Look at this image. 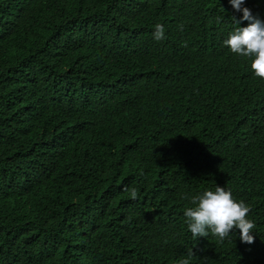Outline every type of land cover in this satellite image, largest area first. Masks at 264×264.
<instances>
[{"label": "trees", "instance_id": "trees-1", "mask_svg": "<svg viewBox=\"0 0 264 264\" xmlns=\"http://www.w3.org/2000/svg\"><path fill=\"white\" fill-rule=\"evenodd\" d=\"M242 15L0 0V264H264V78L222 45ZM106 38L145 62L96 64ZM217 185L251 208L253 244L193 238L184 211Z\"/></svg>", "mask_w": 264, "mask_h": 264}, {"label": "clouds", "instance_id": "clouds-1", "mask_svg": "<svg viewBox=\"0 0 264 264\" xmlns=\"http://www.w3.org/2000/svg\"><path fill=\"white\" fill-rule=\"evenodd\" d=\"M229 2L235 11L242 12L243 15L239 19L233 17L237 26L223 43L233 54L250 59L254 75L264 78V20L254 16L249 8L242 7L245 0ZM244 21L248 22L247 26H240ZM154 29L153 38L156 41L166 38L163 24H156ZM125 191L130 193L133 200L137 199L138 191L135 187L125 188ZM191 203L193 207H187L184 216L194 239L211 234L223 242L238 230L242 243L251 245L255 242V224L247 218L251 208L243 200L234 199L231 191H227L225 187L217 185L214 191H205L192 197ZM193 254L190 250L187 257L181 258L178 264H191Z\"/></svg>", "mask_w": 264, "mask_h": 264}, {"label": "rangeland", "instance_id": "rangeland-1", "mask_svg": "<svg viewBox=\"0 0 264 264\" xmlns=\"http://www.w3.org/2000/svg\"><path fill=\"white\" fill-rule=\"evenodd\" d=\"M226 3H230L229 0H226ZM244 5H245V7L249 8L252 11L254 16H258L260 19L264 20V0H245ZM247 24H248V22L245 21L244 26H247ZM228 36H227V38H228ZM106 39H107V41L105 43V51L103 53H98V55L93 57V58H90V60H93L96 64H99V63H101V64H107V63L117 64L119 58L122 56H127L130 59H132L135 63V67H137V66H139L145 62L144 56H147V54L144 50H141V49H138L135 47L131 48V47H124V46H121V47L112 46V40L109 38H106ZM223 42H224V38L222 40V45H224ZM223 48H224V46H223ZM87 50H88V48L85 51V56L87 55ZM222 59H223V55H222ZM219 66H222V61L219 64ZM252 73L254 74L253 71H252ZM139 78L140 77L132 74L133 80H137ZM180 81H181V79L178 76L175 77V79L173 81V85L176 86ZM32 249H36V247L32 246Z\"/></svg>", "mask_w": 264, "mask_h": 264}]
</instances>
